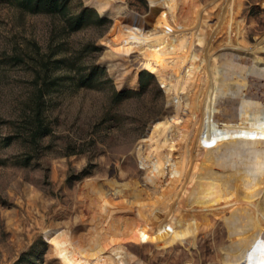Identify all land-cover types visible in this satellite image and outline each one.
Instances as JSON below:
<instances>
[{
  "label": "rangeland",
  "instance_id": "rangeland-1",
  "mask_svg": "<svg viewBox=\"0 0 264 264\" xmlns=\"http://www.w3.org/2000/svg\"><path fill=\"white\" fill-rule=\"evenodd\" d=\"M186 1L207 28L224 0H72L70 12L84 4L110 21L70 33L58 30L60 16L0 0V264H264V238H248L227 191L211 181L199 178L197 188L177 195L171 211L158 212V223L150 204L136 208L142 215L120 206L130 197L119 185L141 189L148 200L157 190V180L144 175L148 151L172 133L156 126L186 88L177 85V73L185 70L177 61L193 43L181 10ZM242 18L253 43L264 34L263 0H245ZM183 25L189 33L179 30ZM57 42L77 58V67H106L112 82L56 92L47 119L52 132L35 140L28 127L27 104L37 89L30 60H40ZM142 69L157 73L151 87L113 103L112 85L139 90ZM109 107L119 119H103ZM185 124L182 118V134L172 138L181 155ZM97 181L105 183L112 202L96 197ZM39 241L47 248L17 263L35 243L42 249Z\"/></svg>",
  "mask_w": 264,
  "mask_h": 264
},
{
  "label": "bare ground",
  "instance_id": "bare-ground-1",
  "mask_svg": "<svg viewBox=\"0 0 264 264\" xmlns=\"http://www.w3.org/2000/svg\"><path fill=\"white\" fill-rule=\"evenodd\" d=\"M244 1L224 0L207 28H203L191 2L181 7L186 23L192 26L189 39L193 43L177 61L185 65V70L177 73V85L184 82L186 88L176 94L165 119L156 126L170 128L172 135L165 134L164 142L148 151L149 170L144 176L157 180V190L152 200L135 187L119 185V191L130 197L121 207L142 215L136 208L150 204L155 210L150 216L158 223V212L171 211L177 195L191 186L197 188L199 178L211 181L227 191L246 235L258 241L264 238V34L253 43L247 42ZM184 25L179 30L189 33ZM182 118L189 123L184 125L188 132L182 143L186 148L183 155L172 148L176 143L173 137L177 140L182 134ZM167 163L172 174L169 180L165 179ZM95 195L112 202L101 181L96 183Z\"/></svg>",
  "mask_w": 264,
  "mask_h": 264
},
{
  "label": "trees",
  "instance_id": "trees-1",
  "mask_svg": "<svg viewBox=\"0 0 264 264\" xmlns=\"http://www.w3.org/2000/svg\"><path fill=\"white\" fill-rule=\"evenodd\" d=\"M72 0H17V3L22 9L33 12H45L54 16H60L62 24L59 25L60 31L63 29L68 33L79 30L83 27L92 24H109L110 19L101 15L95 7L82 4L77 12H70ZM108 13V12H106ZM94 49H100L96 44L91 43ZM34 68L36 69L37 89L30 95L28 101L29 122H32L30 127L32 137L35 140L47 136L52 132V126L47 120L51 114L50 103L54 99V95L57 92L65 93L70 88L77 90L78 88H93L101 85L103 81V88L105 84L112 82L111 76L106 67L93 62L84 67H77V58L70 57L64 50L61 42H57V47L52 48L50 52L42 54V58L34 57ZM155 71L142 69L139 73L140 89L127 88L117 89L115 85H112L110 92V99L113 103L119 104L124 100L141 94L147 91L155 78ZM55 91V92H54ZM120 118L119 112H113L109 107L104 112L103 119L116 120ZM41 242V241H39ZM35 243L29 250L23 252L17 260L20 262L26 255H37L39 252H43L46 246V242L42 241V249L36 250ZM42 250V251H41ZM39 255V254H38Z\"/></svg>",
  "mask_w": 264,
  "mask_h": 264
},
{
  "label": "water",
  "instance_id": "water-1",
  "mask_svg": "<svg viewBox=\"0 0 264 264\" xmlns=\"http://www.w3.org/2000/svg\"><path fill=\"white\" fill-rule=\"evenodd\" d=\"M163 114H164V113H163ZM158 117H159V116H158ZM158 117H156L155 119H157ZM155 119H153L152 122L149 124V129H151V125H152V123H153V121H154Z\"/></svg>",
  "mask_w": 264,
  "mask_h": 264
}]
</instances>
